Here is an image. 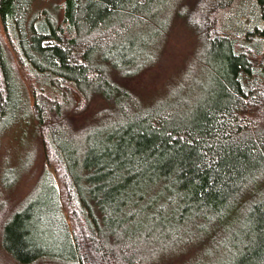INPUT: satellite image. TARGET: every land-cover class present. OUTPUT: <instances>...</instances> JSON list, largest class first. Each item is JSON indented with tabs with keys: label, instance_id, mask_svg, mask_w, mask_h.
Segmentation results:
<instances>
[{
	"label": "trees",
	"instance_id": "1",
	"mask_svg": "<svg viewBox=\"0 0 264 264\" xmlns=\"http://www.w3.org/2000/svg\"><path fill=\"white\" fill-rule=\"evenodd\" d=\"M33 1L0 0V136L32 119L44 164L34 196L0 193V264H264V0L198 6L218 67L192 103L122 82L175 0ZM95 98L100 135L75 121Z\"/></svg>",
	"mask_w": 264,
	"mask_h": 264
},
{
	"label": "rangeland",
	"instance_id": "2",
	"mask_svg": "<svg viewBox=\"0 0 264 264\" xmlns=\"http://www.w3.org/2000/svg\"><path fill=\"white\" fill-rule=\"evenodd\" d=\"M53 2L58 3L60 0H34L31 10L49 7ZM208 3V0H175L173 9L176 11L161 15L169 19L163 37L161 35L150 37L146 45L148 51H151L155 57L154 64L142 69L132 78L122 81L128 87L126 90L134 92L142 101H147L153 96L150 101L156 97L167 99L176 95V100L192 103L194 98L197 97L198 100L202 94H205L212 82L213 72L217 71L218 66L214 56L211 58L213 49L200 41L194 32L197 28L195 13L198 6ZM17 73L20 88L27 104L30 105L31 96L28 87L22 81L19 72ZM16 84L14 81L13 98L16 99L18 107L22 108L23 96ZM108 110L103 100L95 98L82 112L75 115L76 126L91 125L92 131L89 134L100 135L103 129L99 124L102 120L105 125L106 120L103 117L106 114L104 112ZM34 126L35 122L32 119L22 118L5 129L0 136V193L16 202L30 191L44 166L43 152ZM16 176L10 187L2 189L3 181H9ZM35 194L36 192L27 195ZM0 215H2L1 209ZM192 253L191 250L186 249L180 254L179 259L168 264H182Z\"/></svg>",
	"mask_w": 264,
	"mask_h": 264
}]
</instances>
